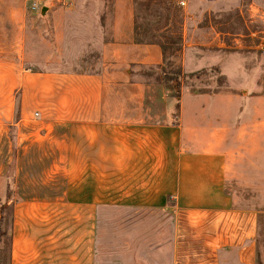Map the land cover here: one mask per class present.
Returning a JSON list of instances; mask_svg holds the SVG:
<instances>
[{
	"label": "crops",
	"instance_id": "0c3cea01",
	"mask_svg": "<svg viewBox=\"0 0 264 264\" xmlns=\"http://www.w3.org/2000/svg\"><path fill=\"white\" fill-rule=\"evenodd\" d=\"M58 11L47 8L41 21ZM72 11L63 0V25L51 24L63 62ZM22 15L0 36L13 45L0 53L6 264H100L99 223L112 209L161 212L140 231V264H264V199L245 205L233 193L234 184H245L236 166L246 152V123L233 118L243 96L222 91L226 86L198 88L190 77L189 87L181 83L189 91L174 104L177 116L168 114L170 103L157 113L163 104L149 102L147 90L170 88L161 76L154 85L147 79L151 69L164 68L163 52L135 40L134 0H113L98 73L23 68L36 57L32 19ZM230 64L222 49L188 46L179 69L183 76L207 70L202 74L220 83L238 77ZM252 127L264 129V121Z\"/></svg>",
	"mask_w": 264,
	"mask_h": 264
},
{
	"label": "rangeland",
	"instance_id": "374dc122",
	"mask_svg": "<svg viewBox=\"0 0 264 264\" xmlns=\"http://www.w3.org/2000/svg\"><path fill=\"white\" fill-rule=\"evenodd\" d=\"M112 3L113 0H66V4L73 7V15L66 20L68 51L64 62L63 43L57 49L50 32L54 19L62 21L63 25V0H0V36L7 26L11 29V18L22 17L24 12L26 17L32 19L31 49L36 59L30 63L24 62L23 68L28 66L31 71L60 72L64 67L71 71L91 73L100 67L99 45L106 38L105 19ZM33 4L36 5L35 10L31 9ZM42 7L54 12L60 9V13L50 15V21L42 22L41 18L45 16L41 15ZM134 12L136 29L142 39L159 45L163 52L164 68L161 72L151 69L147 79L153 84L161 76L162 84L170 88L167 92L147 90V95L151 97L149 102L163 104V110L158 107L157 113L165 111L166 104L170 103L168 114L177 116L174 104L178 103L182 92L189 91L185 88L189 87L190 77L181 75L179 69L182 52L188 46L212 52L222 49V55L227 57L229 64L232 62V70L236 67L239 69L238 77L234 73L220 79V83L216 75L202 74L207 70L198 72L191 79H198V88H203L205 84H210L212 88L226 86L228 90L222 91L233 93L238 98L243 96L242 104H239L233 118L246 123L242 132V146L246 152L236 166V176L244 179L245 184H234L233 193L245 205L263 200L264 129L252 125L264 121V105L262 102L257 104L259 97L264 98V0H134ZM7 41L0 40V53L4 52V55L13 47ZM219 44L221 47H218ZM55 54L58 59L54 57ZM51 59L53 61H49ZM182 82L186 85L183 90ZM162 94H168V101L160 99ZM10 178L9 175L6 180ZM155 214L161 215V212L110 210L106 219L99 223L101 239L98 250L103 252L100 264H140L143 255L138 245L143 242L141 237L145 236L140 231L145 233L144 229L151 226L147 223V217ZM9 222L6 208L2 211L0 207V264L7 263ZM109 253L112 255L109 256Z\"/></svg>",
	"mask_w": 264,
	"mask_h": 264
},
{
	"label": "trees",
	"instance_id": "16d2710c",
	"mask_svg": "<svg viewBox=\"0 0 264 264\" xmlns=\"http://www.w3.org/2000/svg\"><path fill=\"white\" fill-rule=\"evenodd\" d=\"M135 40L137 41V43H145V44L152 43V44H155L153 42L144 41L142 39L141 34L138 33V31L136 29V26H135ZM98 72H99V69H97L96 71H92L91 73H98ZM193 76H195V75L194 74L189 75V77H193ZM176 85H178V84H176Z\"/></svg>",
	"mask_w": 264,
	"mask_h": 264
},
{
	"label": "built area",
	"instance_id": "2783aa9c",
	"mask_svg": "<svg viewBox=\"0 0 264 264\" xmlns=\"http://www.w3.org/2000/svg\"><path fill=\"white\" fill-rule=\"evenodd\" d=\"M32 10H35L36 9V5L33 4L32 7H31Z\"/></svg>",
	"mask_w": 264,
	"mask_h": 264
},
{
	"label": "water",
	"instance_id": "95a60500",
	"mask_svg": "<svg viewBox=\"0 0 264 264\" xmlns=\"http://www.w3.org/2000/svg\"><path fill=\"white\" fill-rule=\"evenodd\" d=\"M45 10H46V8H43V9H42V12L45 11Z\"/></svg>",
	"mask_w": 264,
	"mask_h": 264
}]
</instances>
